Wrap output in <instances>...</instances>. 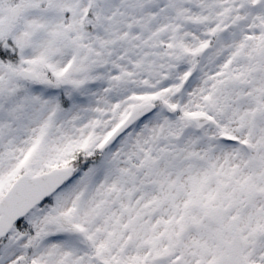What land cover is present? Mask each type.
<instances>
[{"label":"snow or ice","instance_id":"1","mask_svg":"<svg viewBox=\"0 0 264 264\" xmlns=\"http://www.w3.org/2000/svg\"><path fill=\"white\" fill-rule=\"evenodd\" d=\"M0 264H264V0H0Z\"/></svg>","mask_w":264,"mask_h":264}]
</instances>
